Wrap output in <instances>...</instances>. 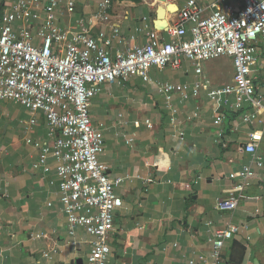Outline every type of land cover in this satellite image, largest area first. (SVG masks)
<instances>
[{"label":"crops","instance_id":"1","mask_svg":"<svg viewBox=\"0 0 264 264\" xmlns=\"http://www.w3.org/2000/svg\"><path fill=\"white\" fill-rule=\"evenodd\" d=\"M16 1L0 0V27L7 8ZM74 1L77 8L72 15L65 14L64 3L60 8L61 28L75 31L80 21L91 25L99 4L108 1L112 24L120 28L121 36H135L127 46L113 39V56L145 45L146 31L138 33L137 29L146 25L162 40H170L167 30L155 27L157 11L148 2L151 0L137 4ZM152 1L165 12L162 28L174 23L175 14L185 3ZM39 25L32 26L33 33ZM24 27L22 23L14 25L17 33ZM98 31L95 28L94 33ZM256 58L253 79L256 95L264 102L263 44L256 46ZM223 63H230L228 73L218 64H210L200 76L187 59L177 70L153 67L149 71L151 82L137 76L126 83L104 84L92 100L91 119L94 125H104L101 161L108 165L111 179L124 180L116 189L124 204L115 212L108 264H210L209 240L229 225L241 229L224 247L225 262L264 264V167L258 168L250 154L240 151L258 133L262 135L258 154H264V111L246 122L245 117L252 114L249 107L236 111L231 104H222L224 96L219 97L221 101H212L209 92L202 90L199 97L186 101L174 95L173 113L156 87L158 82L193 85L200 80L220 88L232 82V60L224 58ZM226 74L229 81H215ZM229 100L233 103L234 96ZM217 115L224 117L221 126L214 123ZM32 119L36 124L31 125ZM27 140L52 145L44 115H32L14 101H0V264H89L94 238L81 227L73 236L69 234L59 200L55 161L48 157L49 173L35 171L34 164L42 155ZM245 166H251L255 175L250 188L238 193V181L230 176L238 175ZM232 196L238 197L237 209L221 212L219 202ZM45 235L50 239L43 238ZM52 249L56 253L46 258Z\"/></svg>","mask_w":264,"mask_h":264},{"label":"built area","instance_id":"2","mask_svg":"<svg viewBox=\"0 0 264 264\" xmlns=\"http://www.w3.org/2000/svg\"><path fill=\"white\" fill-rule=\"evenodd\" d=\"M63 3L65 14L72 15L77 8L74 0H18L7 8L5 23L0 27V101H14L32 115H44L53 143L49 146L27 140L42 155L34 170L49 173L48 157H53L69 234L73 236L76 228H83L94 238L88 263L108 264L115 212L124 204L116 189L124 180L111 179L108 165L101 161L104 125H94L91 119L92 100L104 84L126 83L137 76L151 82L149 71L153 67L177 70L187 59L200 76L206 64L225 58L232 60L231 83L214 89L200 80L193 85L158 82V92L173 113L174 95L186 101L199 97L203 90L209 92L212 101H221L219 97L224 96L222 104H231L236 111L249 107L252 114L245 120H254L257 112L264 111L253 79L256 46H264V0H185L167 28L169 41L146 25L137 29L138 33L146 31V44L116 56L110 50L112 40L117 38L127 46L135 36H121L120 28L112 24L110 2L99 4L91 25L80 21L75 31L58 25ZM16 23L25 25L19 33L14 29ZM34 24H40L35 33L31 29ZM95 28L99 29L97 33ZM223 121L224 117L217 115L214 123L221 126ZM36 122L32 119L31 125ZM145 125L152 127L149 121ZM261 140V134H253L250 142L240 148L251 155L258 168L264 167V154L259 155L257 149ZM254 175L251 166L231 175L238 181L235 192L250 188ZM238 202V197L232 196L220 201L218 209L234 212ZM240 229L229 225L212 236L210 264H227L224 247ZM43 238L50 239L46 235ZM55 253L52 249L45 257ZM199 259L206 262L204 257Z\"/></svg>","mask_w":264,"mask_h":264},{"label":"rangeland","instance_id":"3","mask_svg":"<svg viewBox=\"0 0 264 264\" xmlns=\"http://www.w3.org/2000/svg\"><path fill=\"white\" fill-rule=\"evenodd\" d=\"M112 1L121 2V3H124V2L125 3H133V4L144 2L143 0H112ZM170 1H179V0H170ZM183 1H185V0H180V2H183ZM148 2L150 3V5H152L153 10L157 11V9H159V4L158 3H154L152 0L148 1ZM223 61H224V59L218 60V61H214L213 63L209 62L208 64H206V66L207 65L209 66L210 64H218V66L221 69H224L225 72L228 73L229 70L231 69V65H230V63L229 64L223 63ZM228 77L231 79L230 76H228ZM228 77H227V74H226V76L222 75L221 77L216 78L215 81L218 82V83H224L226 80H228V81L230 80Z\"/></svg>","mask_w":264,"mask_h":264},{"label":"water","instance_id":"4","mask_svg":"<svg viewBox=\"0 0 264 264\" xmlns=\"http://www.w3.org/2000/svg\"><path fill=\"white\" fill-rule=\"evenodd\" d=\"M156 18H157V21H156V23H155V27H156V29H160L161 31H166V30H167V27H166V28H162L163 22L160 21V18H161V12H160L159 9L157 10ZM79 264H80V263H79Z\"/></svg>","mask_w":264,"mask_h":264},{"label":"bare ground","instance_id":"5","mask_svg":"<svg viewBox=\"0 0 264 264\" xmlns=\"http://www.w3.org/2000/svg\"><path fill=\"white\" fill-rule=\"evenodd\" d=\"M160 10V12H161V18H160V21H161V19L163 20L164 19V17H165V12L163 11V10H161V9H159ZM164 23V22H163ZM162 27H163V25H162Z\"/></svg>","mask_w":264,"mask_h":264}]
</instances>
